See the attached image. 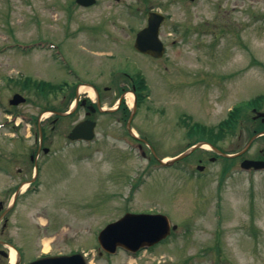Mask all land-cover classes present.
I'll return each mask as SVG.
<instances>
[{"label": "rangeland", "instance_id": "rangeland-1", "mask_svg": "<svg viewBox=\"0 0 264 264\" xmlns=\"http://www.w3.org/2000/svg\"><path fill=\"white\" fill-rule=\"evenodd\" d=\"M149 11L164 16L159 37L166 50L159 60L133 49ZM122 74L145 82L134 134L159 159L179 155L216 131L234 107L264 97V0H96L89 8L74 0H0V214L25 183L0 219V241L11 240L26 261L44 252H79L86 264H264V170L243 172L236 161L222 174L223 162H210L207 148L160 168L147 147L143 158L127 138L118 112L94 115L93 143H70L66 135L83 112L52 125L46 105L60 111L70 104L58 90L45 100L25 86L32 78L112 87ZM14 93L25 103L8 105ZM116 99H104V107ZM37 122L49 151L40 153L29 190ZM197 126L205 132L192 133ZM237 131L216 141L218 148H243L248 139ZM263 148L256 141L247 157ZM125 213L163 214L177 230L135 255H99L97 233ZM0 264L14 263L0 258Z\"/></svg>", "mask_w": 264, "mask_h": 264}, {"label": "water", "instance_id": "water-1", "mask_svg": "<svg viewBox=\"0 0 264 264\" xmlns=\"http://www.w3.org/2000/svg\"><path fill=\"white\" fill-rule=\"evenodd\" d=\"M75 1L83 7L91 6L95 2V0ZM163 19L164 17L157 12L148 13L146 27L139 31L135 37L133 47L136 51L155 58H161L163 56L164 46L159 39V28ZM23 102L24 98L19 95H14L12 100L9 101L11 105H17ZM134 112L135 105L132 114ZM93 127L94 124L87 121L80 123L72 129L68 137L70 139L80 138L89 140L93 137ZM202 145L203 143L200 142L166 163L159 162L163 165H171ZM212 149L216 151L213 147ZM216 153L220 155V152L216 151ZM199 168L202 169V167ZM172 228L175 229V227ZM169 232L168 220L163 215L126 213L117 221L106 225L98 233L97 242L100 248L107 253L112 254L117 248L135 253L141 248L150 247L165 239ZM29 264H85V262L80 254H74L71 256L39 259Z\"/></svg>", "mask_w": 264, "mask_h": 264}, {"label": "flooded vegetation", "instance_id": "flooded-vegetation-1", "mask_svg": "<svg viewBox=\"0 0 264 264\" xmlns=\"http://www.w3.org/2000/svg\"><path fill=\"white\" fill-rule=\"evenodd\" d=\"M112 81L114 82V86H112L114 88H112L110 86H104L102 88L94 86L96 91H97V94H95V100L91 101L90 99H88L87 95H84L83 97L78 98L77 105L75 106V113L83 112V118L79 121H84V120L95 121L94 115L96 113H100V112H98V109H97L98 103H100L102 105V103L104 104V99H106L108 97L111 98V96H116L117 94H118V99H119V97L121 95L127 93L130 90L135 89V86L131 82L132 80H130V79H129V81L131 84H129L128 89H125V90H124V87L122 85L117 83L119 81V78H115ZM78 86L79 85H77L75 88L74 98H76V89ZM120 91H121V93H119ZM118 99H117V101H118ZM117 101H113L112 105H115ZM120 104L121 103H119L118 111H120V110L121 111L118 113H120V115L121 114L125 115L124 108H121ZM128 117H129V115L127 116V120H128ZM55 121H56V119H55ZM240 126L241 127H239V133L240 134L244 133L248 139L246 145L248 144L249 141L252 140V142H251L250 146L248 147L247 151L245 150L246 151L245 153H243L239 157H236L238 159V161L241 162L245 159H249V160H253V161H264V148L257 151L255 156L247 157V154L249 153V149L251 148V146L256 141L259 140V141L264 142V136L263 135L253 139L254 136H256L257 134L264 133V97L262 99H260L254 106H252L250 109H248V113H247L246 117H243L242 120L240 121ZM249 135H251V136H249ZM245 146L243 148H245ZM40 151L44 152L43 148H41ZM22 183H24V182H22ZM1 247H4L3 242L1 244ZM6 253H7L6 250L4 251L3 249H0V258L5 259ZM67 254L70 255L72 253H67ZM67 254L60 253V255H67ZM47 255L54 256L55 254H46V256ZM39 256L42 257L44 255L41 254ZM21 262H22V257H20V264H21Z\"/></svg>", "mask_w": 264, "mask_h": 264}, {"label": "trees", "instance_id": "trees-1", "mask_svg": "<svg viewBox=\"0 0 264 264\" xmlns=\"http://www.w3.org/2000/svg\"><path fill=\"white\" fill-rule=\"evenodd\" d=\"M135 81L138 84V89L142 91H145L146 87H145V82L144 79L141 78L140 76H137ZM27 83V87L29 86L32 89H35L36 91L40 92V93H44L47 94L46 91H52L54 89H56L55 86L49 84V83H45V82H41V81H35L33 79H26L25 81ZM239 112V108H235L233 113H230V115L222 122H220V125L218 126V129L216 131H214L212 128L208 131L207 134H205V136H201L199 137V139H203V140H207L209 142H211L212 144H216V140L218 139H222L223 137H226L227 134L232 133V131L235 129L236 124L238 123V116L237 113ZM204 133L205 129L203 127L197 126L195 128H193L192 133ZM228 169V166L224 167V172H226Z\"/></svg>", "mask_w": 264, "mask_h": 264}, {"label": "bare ground", "instance_id": "bare-ground-1", "mask_svg": "<svg viewBox=\"0 0 264 264\" xmlns=\"http://www.w3.org/2000/svg\"><path fill=\"white\" fill-rule=\"evenodd\" d=\"M81 90H86L90 95L92 94L90 89L87 88V87H82ZM132 95L131 94H128L127 95V100H128V103L131 104L132 103ZM45 251L47 250V248L44 249ZM49 252H44L43 254H48ZM15 252L14 251H11L10 253V262L13 263L15 261Z\"/></svg>", "mask_w": 264, "mask_h": 264}]
</instances>
